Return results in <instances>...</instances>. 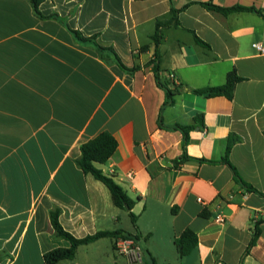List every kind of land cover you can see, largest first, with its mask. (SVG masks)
I'll use <instances>...</instances> for the list:
<instances>
[{
  "label": "crops",
  "instance_id": "0c3cea01",
  "mask_svg": "<svg viewBox=\"0 0 264 264\" xmlns=\"http://www.w3.org/2000/svg\"><path fill=\"white\" fill-rule=\"evenodd\" d=\"M209 2L255 11L223 15L202 7ZM39 12L30 0H0V264H46L47 253L69 248L56 236L54 213L77 239L138 235L141 260L264 264V223L244 255L264 220V196L247 192L220 163L234 134L230 162L264 193V54L253 47L264 46V0H45ZM158 21L166 25L157 48ZM115 55L137 70H123ZM155 62L163 82L175 75L187 88L161 116L164 127L195 126L187 160L183 134L159 126L166 96ZM233 70L243 81L232 100L191 92L223 86ZM103 133L118 146L96 167L134 201L136 226L78 165L82 145ZM187 229L198 246L181 259L174 239ZM117 241L82 246L58 264H96Z\"/></svg>",
  "mask_w": 264,
  "mask_h": 264
},
{
  "label": "trees",
  "instance_id": "16d2710c",
  "mask_svg": "<svg viewBox=\"0 0 264 264\" xmlns=\"http://www.w3.org/2000/svg\"><path fill=\"white\" fill-rule=\"evenodd\" d=\"M32 4L34 5L35 12L41 16L39 12V6L42 2L45 0H30ZM202 7L209 11H214L221 13L223 15H228L232 12H252L255 11L254 8H246L241 6H236L232 8H223L217 5H214L213 3H201ZM179 11H176L174 8L171 9L172 15H174V22L175 21V15ZM166 24L162 23L161 21L157 22V28L156 32L153 35V42L158 48L161 40H162V33H161V27H164ZM174 25H177V23H174ZM77 37L81 40H86L82 36H80L77 32H75ZM196 41L200 44H203L205 46V43H203L199 38L196 37ZM97 49L100 53L106 52V51H112L110 49H105L102 47L97 46ZM113 52V51H112ZM116 56V55H115ZM116 60L119 64V66L129 72H134L137 70V67L133 69H127L117 58ZM154 73H155V79L156 84L158 88L163 90L165 92V102L160 110V116H159V126L160 128H165L172 131H180L183 134V141H182V149H183V160L189 159L186 155L187 146L190 140V132L195 129V126H181V125H175L173 127H164L162 124V113L167 107L173 106L176 102V97L184 93V91L187 90V88H184L181 83L176 84L174 80L170 79L166 82H163L160 77V66L157 62L154 63ZM243 81V78H241L235 70L231 71L227 75L226 83L223 86L218 87H209L202 90H191V92L197 96H202L205 98H216V97H225L229 100H232L234 98V92L237 84ZM203 118V117H202ZM199 117L196 118V122H198ZM239 138L235 136L234 134H230L228 138V145L227 150L224 158L220 163L228 166L233 174L234 181L240 185L243 189H245L249 193H257L261 196H264V193L259 192L254 187L246 183L241 175L239 174L236 167L230 162L229 156L230 152L233 148V146L238 142ZM117 142L114 139L112 135L109 133H103L96 137L93 140H90L86 143H84L81 147V157L78 160V165L80 168L86 173L91 174L96 180L102 182L106 187L109 189L112 195L113 203L116 207L126 210L129 213V216L131 218L132 223L136 226L137 223V216L133 213V207H134V201L130 199V197L126 194V192L123 190L121 186H119L112 178L107 177L104 175V173L96 167V164H106L110 158L113 156L117 149ZM194 161H197L199 163H215L213 161L205 160V159H192ZM204 217H207V214L203 213ZM264 223L263 221H256L253 228V235L251 238V241L246 249V252L244 255H247L250 253L251 249L256 245L258 238L261 235V229L260 225ZM52 225L55 230L56 236L60 239L66 240L70 243L69 248H58L55 250H52L51 252L47 253L44 257V260L46 264H58L61 261L64 260H73L76 257L78 248L82 246H88L90 244H93L101 239L109 238L117 241L118 239H134L135 241H138L139 236L138 235H132L130 233H126L123 231H115V232H98L94 235L87 236L85 238L77 239L74 236H72L70 233L66 232L63 227L61 226L59 222V214L54 213L52 215ZM174 245L177 249V252L180 256V258H184L188 255H190L198 246V236L194 231L191 229L185 230L179 237H176L174 239Z\"/></svg>",
  "mask_w": 264,
  "mask_h": 264
},
{
  "label": "built area",
  "instance_id": "2783aa9c",
  "mask_svg": "<svg viewBox=\"0 0 264 264\" xmlns=\"http://www.w3.org/2000/svg\"><path fill=\"white\" fill-rule=\"evenodd\" d=\"M253 47L258 51L259 54H264V46L255 43ZM170 79L174 80L176 84H179L177 77L175 75H171ZM200 202H202L200 200ZM224 216L218 215L216 217V221L219 223H224ZM117 251L120 255L126 256L131 263L141 261V256L139 253V247L137 242L134 239H119L116 243Z\"/></svg>",
  "mask_w": 264,
  "mask_h": 264
},
{
  "label": "rangeland",
  "instance_id": "374dc122",
  "mask_svg": "<svg viewBox=\"0 0 264 264\" xmlns=\"http://www.w3.org/2000/svg\"><path fill=\"white\" fill-rule=\"evenodd\" d=\"M105 255L103 260L98 259L96 264H173L169 259L157 257L153 260L150 257L143 258L138 262L131 263L126 256L120 255L114 248L112 250L106 251L104 250ZM108 252V253H107ZM175 264V263H174Z\"/></svg>",
  "mask_w": 264,
  "mask_h": 264
}]
</instances>
